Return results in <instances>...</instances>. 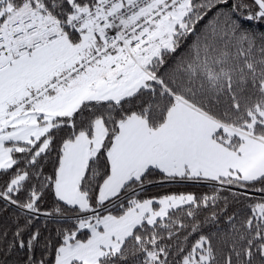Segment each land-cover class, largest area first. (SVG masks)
I'll list each match as a JSON object with an SVG mask.
<instances>
[{
	"label": "snow or ice",
	"instance_id": "6c2138e0",
	"mask_svg": "<svg viewBox=\"0 0 264 264\" xmlns=\"http://www.w3.org/2000/svg\"><path fill=\"white\" fill-rule=\"evenodd\" d=\"M0 205V264H264V0H0Z\"/></svg>",
	"mask_w": 264,
	"mask_h": 264
},
{
	"label": "trees",
	"instance_id": "16d2710c",
	"mask_svg": "<svg viewBox=\"0 0 264 264\" xmlns=\"http://www.w3.org/2000/svg\"><path fill=\"white\" fill-rule=\"evenodd\" d=\"M207 191L206 188L203 187H197L192 185H172V186H149L148 193L150 195H159L165 192H196L197 194ZM2 206V205H0ZM43 210H50L51 208V202L48 200L47 203L42 205ZM8 213H5L4 216H7ZM3 217H0L2 219ZM44 225H47L48 228H54L56 225L54 222L50 220H46L43 216L39 218L38 227H42ZM15 258V257H13Z\"/></svg>",
	"mask_w": 264,
	"mask_h": 264
}]
</instances>
